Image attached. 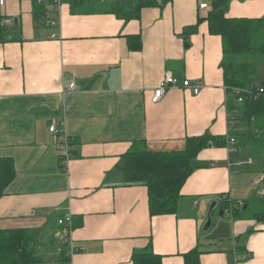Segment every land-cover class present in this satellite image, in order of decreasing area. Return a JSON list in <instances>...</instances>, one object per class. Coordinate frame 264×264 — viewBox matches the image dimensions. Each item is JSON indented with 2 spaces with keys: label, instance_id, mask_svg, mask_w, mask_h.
Instances as JSON below:
<instances>
[{
  "label": "crops",
  "instance_id": "0c3cea01",
  "mask_svg": "<svg viewBox=\"0 0 264 264\" xmlns=\"http://www.w3.org/2000/svg\"><path fill=\"white\" fill-rule=\"evenodd\" d=\"M101 1L110 4L63 0L54 26L34 0L0 6V158L14 168L0 198V229L37 228L42 242L49 238L45 258L28 264H132L134 252L147 250L162 264H185L195 248L200 264H264V221L231 212L252 211L262 200L264 149H254L255 138L250 148L242 140L248 130L241 102L224 85L221 37L205 20L211 0H158L118 14L114 0ZM225 14L260 18L264 0H231ZM166 72L198 80L199 93L168 87L152 102ZM204 133L225 136L224 146L209 143L191 161L177 213L150 215L146 186L123 183L121 156L142 145L182 150L187 137ZM223 200L230 212L220 214ZM66 214L71 230L63 242L57 219Z\"/></svg>",
  "mask_w": 264,
  "mask_h": 264
},
{
  "label": "trees",
  "instance_id": "16d2710c",
  "mask_svg": "<svg viewBox=\"0 0 264 264\" xmlns=\"http://www.w3.org/2000/svg\"><path fill=\"white\" fill-rule=\"evenodd\" d=\"M158 0H114L110 10L116 14L131 12L143 6L157 4ZM228 0H211L210 10L205 17L209 31L220 35L223 59V81L227 89L262 86L264 80L255 82V66L264 63V16L260 18L226 17ZM125 14V13H124ZM1 20V16H0ZM199 19L197 20V24ZM196 30V25L186 28L187 36ZM6 29L0 25V41L6 39ZM187 45V42H186ZM257 62V64H256ZM256 64V65H255ZM255 65V66H254ZM257 69V68H256ZM237 101V96L234 97ZM240 122L247 127L242 139L246 147L252 146V131L261 130L264 136V93L245 97L241 102ZM264 141V137L258 140ZM225 136L204 133L185 139V147L177 151L154 152L143 145L123 154L117 164L123 174V183H141L147 188L150 215L174 214L182 203L181 187L192 171L191 161L208 146H224ZM254 150V149H253ZM260 152L262 149H258ZM246 155V154H245ZM248 155H254L252 151ZM14 177L13 163L9 158H0V198L5 187ZM223 214L231 204L223 200L218 203ZM233 218H253L264 221V196L252 211L238 207L232 209ZM41 246V247H39ZM45 242L39 238L37 228L0 229V264H28L43 260ZM200 251L192 249L184 255L185 264H200ZM132 264H162L161 256L150 250L134 252Z\"/></svg>",
  "mask_w": 264,
  "mask_h": 264
},
{
  "label": "built area",
  "instance_id": "2783aa9c",
  "mask_svg": "<svg viewBox=\"0 0 264 264\" xmlns=\"http://www.w3.org/2000/svg\"><path fill=\"white\" fill-rule=\"evenodd\" d=\"M6 0H0V6H3L5 4ZM35 4L40 7V17L43 20V22L47 26H54L57 23V16L60 9V6L63 2V0H34ZM201 8L206 7L205 3L200 4ZM11 20L9 18L4 19L1 21L2 25L9 24ZM53 36V34H52ZM186 89H190L194 94L199 93L200 89V83L198 80H190L185 79L182 81H179L176 77H174L171 72H166L165 75L161 78L157 86L153 90V94L151 98L152 102H158L162 96L164 95L165 91L168 87H177L180 86ZM74 83H70L68 86L69 90H72L74 87ZM233 93L237 96V101L242 102L245 97L253 98L255 95L264 93V88L262 86L252 88V87H246V88H239V89H233ZM63 124V123H61ZM50 132L52 133H58V128L55 125H51L49 127ZM234 141V138L230 139V142L232 143ZM63 146L65 147V154L69 155V139L65 137L63 141L61 142ZM262 178L259 179L261 181ZM57 225L62 226V230L59 233V239L63 242H66L69 240L70 230H71V216L70 214H66L64 217L57 219Z\"/></svg>",
  "mask_w": 264,
  "mask_h": 264
},
{
  "label": "rangeland",
  "instance_id": "374dc122",
  "mask_svg": "<svg viewBox=\"0 0 264 264\" xmlns=\"http://www.w3.org/2000/svg\"><path fill=\"white\" fill-rule=\"evenodd\" d=\"M209 1V0H208ZM230 3H231V0H228L227 1V9H228V6L230 5ZM100 4V5H99ZM110 3L108 2V1H101L100 2V0H98V2H96V4L95 5H98V6H104V7H106V6H108ZM226 9V10H227ZM226 10H225V12H226ZM258 62H260V63H258L257 64V62H256V66H255V70H256V72H255V82H258V81H260L261 79H263L264 78V63L262 62V61H258ZM257 68V69H256ZM232 103H234L233 101H232ZM235 104L239 107L240 106V103H238V102H235ZM234 121L235 122H237V119L236 118H234ZM252 133H253V135H254V138H255V142H256V145H255V147H254V149H260V147L261 148H263L264 149V141H261V142H259L258 140L259 139H262L264 136L261 134L262 132H261V130H257V133L256 132H254V131H252ZM243 140V139H242ZM259 151V150H258ZM263 190H264V186H263ZM261 198H262V195H255V200H261ZM213 202H215V201H211L210 202V204H209V207L208 208H210V205L213 203ZM190 206H192V208H193V201L190 203ZM210 210V209H209ZM208 210V211H209ZM215 216H217V210H213L211 213H209V217L211 218V220H213V221H215ZM208 218V217H207ZM205 232H208V230H205ZM53 237V235H51V237H50V239ZM48 239L49 238H46V240L44 239V241L43 242H45L47 245H49V242L50 241H48ZM222 243H224V244H226L227 243V240L226 239H223L222 240ZM56 245H57V247H58V244L54 241V239H53V243H52V245H51V247L52 248H55L56 247ZM39 247H41V246H39Z\"/></svg>",
  "mask_w": 264,
  "mask_h": 264
},
{
  "label": "water",
  "instance_id": "95a60500",
  "mask_svg": "<svg viewBox=\"0 0 264 264\" xmlns=\"http://www.w3.org/2000/svg\"><path fill=\"white\" fill-rule=\"evenodd\" d=\"M208 146H210V144H208ZM215 204H216V202H213L211 205H210V210L215 206ZM223 213V211L222 210H220V214H222ZM210 223H211V218L209 217V214H208V218H207V220L205 221V224H204V226H203V229L204 230H206L208 227H209V225H210Z\"/></svg>",
  "mask_w": 264,
  "mask_h": 264
},
{
  "label": "bare ground",
  "instance_id": "6f19581e",
  "mask_svg": "<svg viewBox=\"0 0 264 264\" xmlns=\"http://www.w3.org/2000/svg\"><path fill=\"white\" fill-rule=\"evenodd\" d=\"M70 151V150H69ZM65 156V155H64ZM226 212H228V211H226ZM230 212V211H229Z\"/></svg>",
  "mask_w": 264,
  "mask_h": 264
}]
</instances>
